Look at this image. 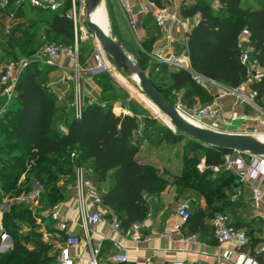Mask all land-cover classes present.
I'll return each instance as SVG.
<instances>
[{
	"label": "trees",
	"instance_id": "obj_1",
	"mask_svg": "<svg viewBox=\"0 0 264 264\" xmlns=\"http://www.w3.org/2000/svg\"><path fill=\"white\" fill-rule=\"evenodd\" d=\"M9 1V9L14 10L17 18L25 20L14 35L0 40V59H29L43 43H50L44 41L43 35L31 32L40 26L60 39L57 45L74 46L72 22L64 17L67 5L50 13L24 3L15 9L16 0ZM148 1L161 6V0ZM240 1L216 0L218 5L213 7L208 2L197 0L182 8L183 18L199 17L198 23L186 33V56L193 72L225 88H234L243 82L246 75L239 59L237 38L242 29H247L249 43L253 47L252 57L262 69L261 81L251 88L257 91L264 107V0H251V4L246 6H242ZM82 43L78 38L79 63L88 57H84ZM137 55L147 79L174 107L175 95L182 92L189 99L202 101L206 98V104L211 102L209 91L197 84L189 72L163 64L157 69L148 68L143 55ZM53 71L54 68L29 63L19 75L14 99L0 117V203L5 197L18 199L27 196L32 191L30 179L41 187L40 204L46 201L53 207L64 203L69 198L68 187L73 183V168L83 167L92 172L93 182L101 192L102 206L109 212L107 219L115 215L124 230L140 223L146 217L149 199L161 195L166 185L153 167L136 157L139 148L133 136L139 128L138 116L132 112L131 115H114L111 104L115 98L111 91L105 92V85L99 86L100 80L108 77L98 76L92 79L100 90L97 103L84 106L79 119L74 117L72 92L68 95L70 108L62 123L66 133L61 132L59 121L63 117L59 114L63 110L57 111L56 97L49 85ZM102 102L107 104L106 108L99 106ZM118 111L115 108V112ZM169 129H162L166 143L173 144L188 138L194 143V149L202 150L207 166L221 164L227 151L202 146ZM200 160L195 164L194 176L188 173L177 179L174 185H178L179 190L195 191L204 198L209 212L197 209L186 221L201 229L205 219H210L215 213L225 214L232 207L231 192L238 183L229 173L206 171L199 174L197 165ZM22 176L24 179L21 181ZM60 181L63 183L59 184ZM38 216L24 203L8 207L3 225L13 241V248L0 254V264H56L57 256L49 257L51 245L43 241L41 228L36 224ZM39 218L45 222L43 217ZM45 219L44 229L49 233L56 232V222L50 216ZM232 225L236 229H246V250L252 254L259 242L263 223L250 220L248 223L235 221ZM256 257L261 259L260 255Z\"/></svg>",
	"mask_w": 264,
	"mask_h": 264
},
{
	"label": "built area",
	"instance_id": "obj_2",
	"mask_svg": "<svg viewBox=\"0 0 264 264\" xmlns=\"http://www.w3.org/2000/svg\"><path fill=\"white\" fill-rule=\"evenodd\" d=\"M120 12L131 28L134 25V15L132 10L133 0H115ZM172 0H161L162 6L158 7L155 3L149 2L148 8L144 9V14L152 18L155 26L161 30H166L167 22L170 21L175 26L181 25V21L174 13H169L166 6ZM88 0H16L14 8L16 9L21 4H25L30 8L37 9L44 12H57L63 9L64 17L71 20L73 25L74 46L67 47L57 45L54 43H43L33 56L29 59H19L17 61L0 59V117L7 111L10 103L15 97V89L17 86L20 73L28 66L29 63L35 62L46 67L54 68L59 66L58 60L65 59L67 66L69 63L70 71L65 72L60 78V82L66 90L71 88L72 91V108L74 117L79 119L81 117V110L86 105H93L97 103L96 97L91 90L84 89L82 86L83 74L88 79H93L98 76H106L115 79V72L119 69L115 64L108 59L104 52L99 48L94 40V51L90 58L89 65L83 69L78 64L77 57V42L81 39V34L87 35L85 27V13ZM216 2L213 7H216ZM9 0H0V40L6 39L14 35L17 27L23 23L18 22L15 12L9 9ZM83 28V30H82ZM84 32V33H83ZM79 36V37H78ZM93 38L92 35H90ZM250 34L247 29H242L237 38V46L240 49V63L245 67V79L238 86L234 88H225L209 79L196 74L187 65L184 58L169 56L167 58H158V63L172 66L177 69H183L189 72L192 79L207 90L212 89L216 94L212 95L210 103L198 107L194 113L189 116L206 129L216 132H223V127L227 128L226 121L222 117V103L220 98L224 96L232 97L235 104L240 105L252 112L251 115H242L239 117H232L230 122H238L239 134L255 135L264 134V107L260 104L257 97V91L251 88V85L257 84L262 79V69L258 66L252 57L253 47L249 43ZM117 81V80H116ZM70 91V90H69ZM101 108H106L105 102L99 103ZM118 108V113L115 108ZM179 111V107L175 106ZM111 111L114 115H131V112L124 109L116 103L111 104ZM59 130L66 133V128L60 125ZM72 157L74 154L71 155ZM197 171L203 174L210 171L216 173H229L233 175L238 185H247L251 192V200L255 209H258L259 203L263 198V192L259 187L252 186L251 181H258L261 186H264V156H251L239 152H226L222 156L220 165L207 166L205 159L202 158L198 165ZM74 178L73 183L68 187L69 198L75 202L76 215L80 220L81 225H94L95 223L107 222L110 232H117L128 241L139 242L141 240L140 223H134L127 229H122L119 219L112 215L108 221L103 219L101 213L96 210L97 206L102 205L101 192L94 184L92 179V172L83 167L73 168ZM32 195L35 192H30ZM240 195V188H235V196ZM38 196V192L36 196ZM20 200V198L18 199ZM92 207L88 213L87 205ZM68 209L66 202L54 205L49 211L48 216L56 222V232L49 233L46 230L42 233L44 242H48L50 238L56 237L60 241L56 244L58 254L56 264H82L79 257L72 254L73 249L80 250L83 248L84 242L69 231V225L72 223L63 217V211ZM8 211L7 202L2 200L0 203V245H4L11 241L10 235L5 230L3 225V217ZM178 218L181 222L188 221L190 216V203H181L176 210ZM40 224V220L37 221ZM210 225L213 230L214 238L217 247L220 251L223 250V245L233 243V250H224L223 259L230 264H264V226L259 233V242L251 254L246 250L247 236L241 229H236L227 214L215 213L210 218ZM179 229V226L175 227ZM163 236H167L165 234ZM87 241L89 239L87 237ZM116 249L115 255L111 260L115 264H124L127 262L126 253L119 247L117 243L113 244ZM98 250H91L87 264H98L97 260ZM256 254V255H255ZM260 255L259 260L256 256ZM143 264H152L150 259H145ZM167 264H184L179 260H173Z\"/></svg>",
	"mask_w": 264,
	"mask_h": 264
},
{
	"label": "crops",
	"instance_id": "obj_3",
	"mask_svg": "<svg viewBox=\"0 0 264 264\" xmlns=\"http://www.w3.org/2000/svg\"><path fill=\"white\" fill-rule=\"evenodd\" d=\"M197 0H172L167 6L169 13H174L181 21V25L175 26L170 21L167 22L166 30H159L152 18L144 14V9L148 8V0H133L132 10L134 15V25L129 27L125 22L120 9L115 0H103L99 5L104 12L106 22V30L110 38L115 42L133 49V45L143 52L148 68L157 69L160 63L158 58H167L169 56L184 58L190 67L186 56V33L189 32L199 21L198 15L183 18L181 15L182 8H186L194 4ZM212 6L216 0H203ZM101 2V3H102ZM161 6L163 3L160 1ZM109 18V19H108ZM129 30V32L127 31ZM105 30V31H106ZM130 34V35H129ZM80 41L88 40L87 35H82ZM90 55L78 64L85 69L89 63L91 55L94 51V38L90 41ZM132 46V47H131ZM142 47L148 48V50ZM134 50V49H133ZM59 66L52 72L56 76L57 84L68 92H72L71 88L67 91L66 87L60 82V78L65 72L70 71L69 63L65 59L58 60ZM162 65V64H161ZM122 87L139 103L136 95L122 82L119 72H116ZM82 86L84 89L91 90L93 95L98 98L100 90L96 87L92 79H88L83 74ZM210 95L214 96L216 92L212 89L208 90ZM181 94V93H179ZM222 103V117L227 123V128L223 127V133L239 134V124L230 122L232 117L242 115H251L252 112L243 106L235 104L232 97L224 96L220 98ZM117 108V107H116ZM118 109V108H117ZM250 184L259 187L264 195V186L258 181H251ZM240 195L235 196V189L232 190L230 200L232 207L224 213L230 217L232 223L235 221L248 223L254 220L256 223L262 222L264 226V196L259 203L258 209H255L251 200V192L247 185H238ZM236 186V187H237ZM235 187V188H236ZM188 193H185V192ZM190 203V213L195 214L196 210L208 213L204 198L199 196L192 190H179L176 186H169L158 197L149 199V208L146 217L140 222L141 240L132 242L124 239L120 233L110 232L107 222L95 223L94 225H81L76 215V205L73 199L68 198L66 201L68 209L63 211V217L72 222L69 225V231L79 236L84 242L83 248L80 250L73 249L72 254L80 258L82 264H87L91 250H98V264H115L111 258L116 253L113 244L117 243L119 247L126 253L127 262L124 264H143L145 259H150L152 264H167L173 260H179L184 264H230L223 259L224 250H233L234 244L227 243L223 245L220 251L214 238L213 230L210 225V219H205L204 227L197 228L195 224L189 222H181L178 218L177 207L183 203ZM88 213L92 207L87 205ZM103 219L108 221L109 212L102 205L97 206ZM179 226V229L175 227ZM234 226V225H233ZM235 227V226H234ZM246 232L245 228H240ZM168 234L167 236H163ZM258 234H254L257 236ZM87 237L89 242L87 241Z\"/></svg>",
	"mask_w": 264,
	"mask_h": 264
},
{
	"label": "rangeland",
	"instance_id": "obj_4",
	"mask_svg": "<svg viewBox=\"0 0 264 264\" xmlns=\"http://www.w3.org/2000/svg\"><path fill=\"white\" fill-rule=\"evenodd\" d=\"M103 1V0H102ZM103 6V2L101 3ZM240 4L242 6H246L247 4H251V0H241ZM100 9L99 5L97 8L90 14V19L92 20V17L95 12ZM109 19V18H108ZM25 18H18V22L24 21ZM105 22H108L105 19ZM109 23V22H108ZM106 28V27H105ZM83 30V28H82ZM106 30V29H105ZM129 32V30L127 29ZM32 33L35 35H43L44 41L54 43L56 44L60 39H57L53 35H51L46 28L43 26L35 27L33 30H31ZM84 33V32H83ZM87 38L88 40L82 43V47L84 49V57H87L90 55L91 47H90V41L93 39L90 37V33L86 30ZM105 33L108 35L107 30ZM130 33V32H129ZM74 35V34H73ZM83 34H81V37ZM130 35V34H129ZM2 40V39H1ZM66 43H69V40L64 39ZM62 41V40H61ZM123 46V45H122ZM125 47V46H123ZM132 47V46H131ZM133 49H129L133 51L136 54L143 55V52L141 50L137 49L136 45H133ZM128 49L127 47H125ZM145 50H148L146 47H142ZM133 61V59H132ZM134 62V61H133ZM121 76V80L123 83L127 85V87L138 96L141 95L144 97L142 91H140L139 86L135 83L136 79L133 75H127L123 73L122 71H118ZM49 85L52 89V95L56 97V103H57V111L63 110L59 115L63 117V120L59 121V125H62L64 120L66 119V116H68L67 112L69 110L70 102L68 101V92H65V90H62L61 85L59 86L56 82V76L54 77L53 74H50L49 78ZM105 85V92L108 94L109 91H111V96L115 98L114 103L116 105L123 107L124 109L129 110L133 114L138 116V122H139V128L138 131L133 136L134 140L136 141L138 145V151L136 153V157L139 161L142 163H145L147 165H150L157 171V176L160 180H162L165 185L166 189L169 186H176L177 189H180L178 185H174L177 182V179H180L190 173V176H194L195 174V164L198 160L202 158V150L201 149H194V143H192L188 138H183L182 141L177 143H166V139L164 138V132L162 129L167 128L164 123L162 122L163 118L161 115H158L153 110V115L151 112V108H149L146 103H139L134 97H132L116 80L112 78L108 79H101L100 84ZM99 89V88H98ZM212 98V96H211ZM175 106L179 107V112L181 113L182 117H184L187 121L192 123L188 116H191L194 111L200 107L206 105V98L202 101L199 100H192L183 94H177L175 95ZM149 110V111H148ZM233 124H238V122H232ZM60 127V126H59ZM172 131H174L171 128ZM261 136H264L263 134H257L255 136H252L253 138H260ZM78 154V152H77ZM27 178V175L25 174V179ZM23 176L21 177V181L23 180ZM190 181H193L191 178ZM30 185L32 187V190L35 192V194L29 193L27 196H21L20 200L10 198L6 199V197L3 199L7 202V207L10 205H18L20 203H24L27 207L30 208L32 213L39 215L36 218V224L40 226V231L44 232V225L47 224L46 219L49 211L51 210L52 206L46 204V201L39 203V196L42 193L41 187L39 184L30 179ZM63 183L62 181L59 182ZM108 185V182H107ZM32 192V191H31ZM38 192V196H36V193ZM185 193H188L187 191ZM232 193V192H231ZM211 197H213L211 195ZM43 217V220L45 222H42L39 217ZM40 220V224L37 222ZM60 241V239L56 237H52L49 239L48 243L51 245V250L49 251V257L58 254V250L56 247V244ZM13 248V241L11 239L10 242L0 245V254L7 253L11 251Z\"/></svg>",
	"mask_w": 264,
	"mask_h": 264
},
{
	"label": "water",
	"instance_id": "obj_5",
	"mask_svg": "<svg viewBox=\"0 0 264 264\" xmlns=\"http://www.w3.org/2000/svg\"><path fill=\"white\" fill-rule=\"evenodd\" d=\"M101 2L102 0H88L87 2L85 13V27L87 31L93 36L95 42L108 59L120 71L127 75H135L137 77L139 89L169 119L174 132L185 135L208 148L227 152H239L251 156H264V144L258 142L250 135L211 131L195 126L185 120L177 108L171 105L147 79V76L140 68L138 55L115 42L90 21V14Z\"/></svg>",
	"mask_w": 264,
	"mask_h": 264
},
{
	"label": "bare ground",
	"instance_id": "obj_6",
	"mask_svg": "<svg viewBox=\"0 0 264 264\" xmlns=\"http://www.w3.org/2000/svg\"><path fill=\"white\" fill-rule=\"evenodd\" d=\"M90 21L96 25L97 27H99L104 33H105V27H106V22H105V15H104V12L102 10H98L97 12L94 13L93 17H92V20L90 19ZM106 34V33H105ZM107 35V34H106ZM136 79V84L138 85V79L135 75H133ZM115 79L117 80V82L122 85L119 77L117 76L116 72H115ZM141 91V90H140ZM144 95V94H143ZM136 98L139 99L141 102L143 103H146V105L151 108V111L153 110L155 113H157L158 115H161V117L163 118L162 122L164 123V125L167 127V128H172L173 129V126L171 125L169 119L164 116L149 100L148 98L144 95L141 96L138 94V96L136 95ZM152 111V112H153ZM180 113V112H179ZM181 114V113H180ZM185 117V116H184ZM183 117V118H184ZM186 118V117H185ZM184 118V119H185ZM189 120L192 122L191 124L195 125V126H198L200 128H204L206 129V127L200 125L198 122L194 121L193 119H191L189 116H188ZM186 120V119H185ZM189 122V121H188ZM190 123V122H189ZM174 130V129H173ZM257 135V134H255ZM255 135H250L251 137L252 136H255ZM264 135V134H263ZM256 139L258 142L260 143H263L264 144V136H261L260 138H254Z\"/></svg>",
	"mask_w": 264,
	"mask_h": 264
}]
</instances>
